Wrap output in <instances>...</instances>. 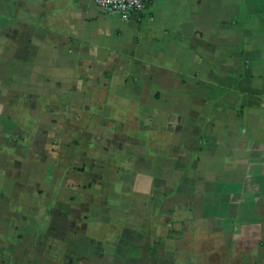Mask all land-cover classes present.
Wrapping results in <instances>:
<instances>
[{"label": "crops", "instance_id": "obj_1", "mask_svg": "<svg viewBox=\"0 0 264 264\" xmlns=\"http://www.w3.org/2000/svg\"><path fill=\"white\" fill-rule=\"evenodd\" d=\"M0 264H264V0H0Z\"/></svg>", "mask_w": 264, "mask_h": 264}, {"label": "built area", "instance_id": "obj_2", "mask_svg": "<svg viewBox=\"0 0 264 264\" xmlns=\"http://www.w3.org/2000/svg\"><path fill=\"white\" fill-rule=\"evenodd\" d=\"M149 2L150 0H95L98 7L122 18H126L132 13L144 12Z\"/></svg>", "mask_w": 264, "mask_h": 264}]
</instances>
